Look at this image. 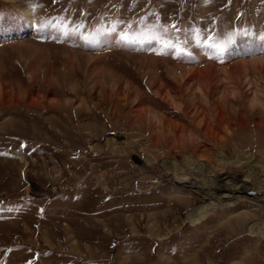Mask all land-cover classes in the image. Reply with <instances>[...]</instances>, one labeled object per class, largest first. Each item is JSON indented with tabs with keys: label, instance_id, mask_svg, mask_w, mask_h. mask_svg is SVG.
Returning a JSON list of instances; mask_svg holds the SVG:
<instances>
[{
	"label": "rangeland",
	"instance_id": "374dc122",
	"mask_svg": "<svg viewBox=\"0 0 264 264\" xmlns=\"http://www.w3.org/2000/svg\"><path fill=\"white\" fill-rule=\"evenodd\" d=\"M217 106L264 126V0H0V264H264V153L216 146L262 189L209 199L214 163L154 148Z\"/></svg>",
	"mask_w": 264,
	"mask_h": 264
},
{
	"label": "bare ground",
	"instance_id": "6f19581e",
	"mask_svg": "<svg viewBox=\"0 0 264 264\" xmlns=\"http://www.w3.org/2000/svg\"><path fill=\"white\" fill-rule=\"evenodd\" d=\"M176 116H178L179 121L182 122L183 124L182 126H184V128H187L189 130L190 132L189 136L184 135L183 131L181 135H178L175 127L173 128L170 127L169 125L163 124L162 126H160L162 134L159 136V139L157 140L158 142L155 144L154 148L157 150L156 151L157 153H159V150L162 151L163 158L166 159L167 158L180 159V157H182L183 155H188L190 159L189 160L190 163L192 159L197 160L198 162H204L206 164V167H210L211 164L214 163L215 166L217 167V172L212 176V185L210 186V191L205 194V197H208L209 199L215 198V194H218L219 192L220 195L225 194L229 198H234L237 195H245L246 193L252 191L251 188L256 185L259 186V189H262V183L260 184L259 179L256 178L257 177L256 174L253 176L254 179H252L250 182L245 181L244 183L242 182V184L239 185L238 183L241 182L240 179L242 173L241 170H243L244 166L242 167L227 166L226 163L219 161L217 158L218 155L216 154L215 147L219 146V148L222 150L223 155L222 153L220 155V157L222 158L229 157L234 152L239 153L248 147H251V149L253 148L256 152V155L260 156L259 152L262 151V153H264L263 151L264 147L260 141V136L262 132H264L263 125L249 124L253 132L251 138L247 139V136L242 137V135L239 134L240 132H244L246 130L244 124L242 122H238L239 128L238 127L236 128L237 119L232 117L231 114L224 111V109H222V107L219 106L208 107V108H203V107L197 108L195 115L191 117L188 116V112L186 110L181 108L179 109V112L178 114H176ZM253 116L256 118L257 115L254 113ZM204 128H207L206 131H203ZM246 141L248 142V144L242 145V143ZM174 161L176 168L178 167L177 164L179 160L174 159ZM165 166L168 165L165 164ZM260 173H262L263 174L262 176H264V168ZM167 176L164 175V177ZM229 181L231 182V186L228 185ZM183 192L186 191L184 190ZM181 199L182 201L184 200L183 198ZM174 202L175 201L173 202L170 201L171 204L170 207L172 211L175 213L176 210L174 211L173 209ZM242 209H246V210L240 212L236 216H233L229 220V222L232 221L240 222V225L242 226L249 219L248 217L250 216V214H255L258 216V213L250 210V207L247 206L239 207V205L238 206L235 205V208H227L225 210H221V214L222 213L228 214L233 211H239ZM202 212L204 211H201V209L197 210L196 208L189 210V215L193 217L191 221L192 224L195 225V223L200 222L202 219H204L207 216V212L204 213ZM170 213L172 212L170 211ZM170 222L171 220L166 222L165 225L166 226L171 225ZM153 228H155L156 230L154 229L155 231H153ZM149 230L150 232L153 233V235H161L159 234L160 231L157 226V223L151 225ZM162 231L164 233V230ZM252 233L255 234L254 235L255 237L259 235L257 231L256 232L253 231ZM241 234H243V230L240 231L233 230L232 232L227 234V236L235 239L237 238L238 235ZM217 235L215 236L216 237L225 236V234L222 232H219V234ZM191 256L195 257L196 254H192Z\"/></svg>",
	"mask_w": 264,
	"mask_h": 264
}]
</instances>
